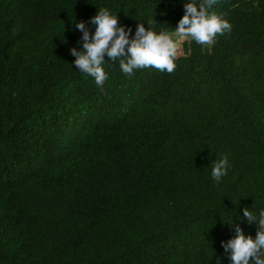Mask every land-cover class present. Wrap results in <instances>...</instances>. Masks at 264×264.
<instances>
[{"label":"trees","instance_id":"trees-1","mask_svg":"<svg viewBox=\"0 0 264 264\" xmlns=\"http://www.w3.org/2000/svg\"><path fill=\"white\" fill-rule=\"evenodd\" d=\"M190 0H0V264H231L264 210V0H218L232 25L180 43L176 70L104 92L74 65L101 8L174 32ZM200 0H197L199 4ZM231 165L217 183L212 167Z\"/></svg>","mask_w":264,"mask_h":264},{"label":"clouds","instance_id":"clouds-1","mask_svg":"<svg viewBox=\"0 0 264 264\" xmlns=\"http://www.w3.org/2000/svg\"><path fill=\"white\" fill-rule=\"evenodd\" d=\"M213 6H218V0H200L199 4L197 0H190L184 4V15L174 32L157 33L153 30L155 21L150 22L147 29L138 23L131 38L132 29L125 30L116 14L101 8L91 18V24L96 26L93 34H90L84 21L75 24L82 33V50L70 49V54L75 57L74 65L80 72L94 78L102 94H106L104 84L108 80L103 67L105 56L107 61L118 60L121 71L128 77L145 68L171 74L177 68L175 60L180 49V43L174 37L211 47L218 35L231 32L232 25L220 14L210 11ZM230 167L228 156L222 155L212 167V178L219 183L228 175ZM243 217L250 223H258L255 238L244 235L239 225H232L235 235L226 243L222 241V247L228 253L231 264H264V210L259 212L257 219L249 208H244Z\"/></svg>","mask_w":264,"mask_h":264}]
</instances>
